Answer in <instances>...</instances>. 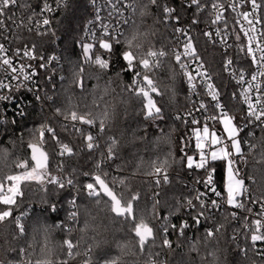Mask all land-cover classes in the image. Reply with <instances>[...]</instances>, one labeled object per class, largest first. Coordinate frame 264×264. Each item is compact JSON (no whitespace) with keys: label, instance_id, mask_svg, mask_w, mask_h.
Masks as SVG:
<instances>
[{"label":"trees","instance_id":"1","mask_svg":"<svg viewBox=\"0 0 264 264\" xmlns=\"http://www.w3.org/2000/svg\"><path fill=\"white\" fill-rule=\"evenodd\" d=\"M135 5L132 22L125 28L124 39L132 40L135 44L146 45V51L155 45L166 52L161 69L155 71L152 76L156 77L161 87L160 95H154L157 105L162 109L165 121L145 120L143 116V98L134 95L130 104L124 105V111L120 127L129 138L128 146L119 152H114L113 159H108L107 149L111 147V139L116 140L115 133L106 129L101 123L88 119L85 115H79L72 111L70 115L61 112L64 104L70 99L69 86L72 78L80 73L82 48L85 28L93 15L92 0H68L66 8L54 16V27L59 37L61 46V75L62 81L55 79V89L51 88L53 101H47L43 107L34 104L28 108L25 114L10 120L5 125H0V170H6L8 174L3 176L0 183H5V178L23 172L25 169L17 168L18 164L28 161V168L33 164L30 159L28 145L34 146L47 160L48 178L56 175L65 182V188L61 190L56 185H41L35 181H26L21 185L23 195L17 198V204L12 208L13 216L2 221H12L9 225V233L6 237H0V244L5 239L10 242L13 251L7 253L8 261H18L25 255L29 243L35 239L55 244L62 241L65 246L64 253L58 264H253L263 260L259 259L257 249L250 241L240 224L234 219L232 212L225 208L213 215L212 220L205 226L197 227L192 223L193 236L186 233L178 236L171 232L166 237L161 228L159 215L176 214L180 210V216L175 217L173 222L180 224L184 214L186 203L184 201L187 191L175 182L179 173L183 179L189 176L191 171L179 167L182 149L185 148V139L191 141L189 136L190 127L185 123L174 120L173 116L187 109L191 100L188 97L184 75L175 62L174 56L169 51L173 44V36L163 9L175 7L178 14L186 15V7L182 0H131ZM260 2V0H258ZM264 15V8L260 10ZM264 23V22H262ZM197 26L194 25V28ZM30 42H36L41 48L49 49L52 37L38 34H29ZM199 53L208 62L212 72H217L216 81L220 88L226 92L228 79L223 73V56L210 41L199 36ZM115 54L111 56V67L108 71L120 75L123 81L128 83L132 80L131 72L124 73L122 69L126 62L122 60L123 46L115 47ZM96 66V65H95ZM84 87L92 86V81L84 79ZM80 88L81 91L84 89ZM128 91V90H127ZM129 92V91H128ZM131 93V92H129ZM226 100L229 101L231 93L226 92ZM229 108L237 118L244 115V109L238 100L231 101ZM75 113V119L73 114ZM81 117L94 122L92 129L94 147L88 151L86 137L89 134V126L81 123ZM55 129V136L41 135L49 129ZM103 128V131H101ZM255 138L244 133L245 140L257 145L255 151H249L245 144L244 155L236 158L240 176L244 180L243 189L252 186L259 196L264 198V129H255ZM56 137H59L57 140ZM72 149L69 154L61 152L63 146ZM169 162L171 170L168 174L173 179L170 186L163 183L157 185L154 178L151 184H147L140 170L146 169L149 164H155L161 160ZM106 163H103L105 162ZM100 165V167H97ZM220 171L216 178L219 186L223 189L222 177L223 166L219 165ZM160 167H155L156 169ZM156 173V172H155ZM87 174V175H85ZM99 175L115 195L122 201L124 206L133 205L135 219L117 216L112 212L110 198L102 192L100 196L90 198L83 185L87 182L95 183L93 176ZM151 177V174H148ZM71 178L72 187L67 186V179ZM121 180L124 182L121 183ZM186 181V180H185ZM135 183L138 191L132 192L130 198L125 201L124 197L133 188ZM47 188L45 192L43 189ZM159 192V203L156 202L155 194ZM139 194V199L133 201V196ZM77 197L79 211V223L69 225L68 213L71 206L68 200ZM6 209L0 206V211ZM22 216L23 233L20 232L16 223V216ZM57 224H65L71 227V231L57 227ZM150 226L151 232H147L144 226ZM219 230L215 231L217 226ZM211 227L215 234L209 236L206 232ZM85 231L98 241L93 247L91 243L85 246V254L79 258H73V251L80 242L79 237ZM139 232V237L134 234ZM235 234V239L233 235ZM141 240L146 241L141 247ZM66 241H71L69 248ZM171 243L168 246L167 242ZM264 262V261H263ZM5 264H8L6 261Z\"/></svg>","mask_w":264,"mask_h":264},{"label":"snow or ice","instance_id":"2","mask_svg":"<svg viewBox=\"0 0 264 264\" xmlns=\"http://www.w3.org/2000/svg\"><path fill=\"white\" fill-rule=\"evenodd\" d=\"M95 6V16L93 23H91L87 29L86 37L88 42H81L82 59L80 73L84 72V65L91 63L98 66L103 71H108L111 67V56L115 54V47L117 45L123 46L121 53L122 60L125 63L122 71L126 74L131 72L132 80L127 85V90L135 96L143 98V116L145 120H158L160 123L165 121V116L162 109L157 105V101L154 99V95L159 96L160 90L156 86V81L152 79V75L155 71L159 70L163 66V59L166 57V52L161 48H156L155 45L150 47L147 51H142V45L135 44L132 40L124 39L125 33L122 30V25H127L128 18L124 17L122 10L123 0H103V3H98L97 0H92ZM245 2H250L251 10L240 12L238 9ZM157 0H153V5H156ZM57 7L66 8L68 6V0H56ZM19 6L18 0H0V29L5 32V19H12L11 16L5 17L7 11H11L13 7ZM190 7L195 6L196 13H201L205 9V4L202 0H190ZM24 7L29 8L30 5L25 4ZM107 8L106 17L102 15V9ZM231 8L232 13H235L238 19L236 24L240 27L235 34V41H241L242 37L240 33L247 39V45L240 43L237 45V55L234 58L230 53V49L233 48V44L228 43V37L230 32L228 30V23L224 19L223 13L225 5L223 3L212 2L211 10L214 14V19L211 20L212 25L223 24V30L220 27H216L215 35L211 31H204L203 35L208 38L209 41H214L217 38L219 43L223 46V68L237 85H246L241 87L239 91H233L231 93L229 101L222 99V93L214 83L213 76L205 69V65L201 56L198 54L196 47L193 43V37L184 28H174V32L180 33L183 39V51L179 52L174 50L175 62L179 64V67L183 70V75L187 79L188 88L191 92L196 93L198 84L202 85L205 89L206 95L211 98L209 103L200 101L196 112L199 116L194 114L192 110L187 111L183 116L177 114L175 119L185 123L190 127L189 136L192 138L189 141L185 139V148L182 149V155L179 159V167L186 171L199 170V172L193 177V183L189 184L178 173L175 177V182L182 188L186 189L187 194L182 203L188 205L184 209L186 214L192 223L199 227L201 223L211 219L217 212H221L224 208L229 209L234 219L239 222L242 214L244 213L245 203L243 197V191L238 192L236 196L231 199L229 197V183L230 181L243 185L244 181L240 178V171L237 160L233 159L242 158L244 155V146L247 145L249 151H255L257 145L252 144L249 140H245L244 133L247 128L255 127L264 129V15L260 14V10L264 8V0H240V3H232L228 5ZM127 8L135 12L132 4H127ZM42 12L51 13L54 11L53 7L47 2L44 3ZM166 18H171L174 15L175 10L169 7L163 9ZM35 16L36 13L33 11ZM113 17L116 18L113 22ZM179 16L176 15V19L179 20ZM199 16H194L192 24L199 23ZM15 23V21H13ZM44 26L50 25V20L44 18L42 20ZM246 25V26H245ZM17 27V25H16ZM33 29L29 28L31 32ZM35 31L38 35H55L54 32L49 33L46 29L41 31L39 24L35 27ZM180 40V37H177ZM136 49L134 51L133 49ZM36 45L33 43L31 47H25L23 56L27 57L30 61L39 59L38 65L24 64L13 65V59L6 55L7 49L3 44H0V89H10L13 85L8 82L10 77L11 81H17L15 84V90L18 91L21 88H26L28 91H34L35 86L28 87V82H32L37 75V69L44 70L46 73L49 70V66L53 63H59L61 58L55 55L48 57L39 56L35 52ZM15 55H20V49H16ZM182 57L185 59L182 60ZM245 58L251 59V64L255 66V71L251 73L250 79L246 80V73L243 67L235 68L234 64L236 60H244ZM199 62L196 70V75H192L189 71V63ZM61 67L59 71H62ZM239 73L238 76L236 73ZM199 77V81H197ZM64 77L61 75L59 80L62 81ZM48 82H51V76H48ZM80 88L84 87L83 76L81 75L79 85ZM11 93L8 95L0 94V101L12 100ZM35 99L41 102L43 106L44 101H53L54 97L48 95V91L45 90L42 93L37 92ZM234 100H239L246 106L245 114L242 117L243 124L236 122V116L232 113V109L229 108V103ZM75 119V113L73 114ZM81 123L89 126V134L86 137V143L88 151L91 152L94 147H99L92 143L94 136L92 135V129L95 127L94 122L86 120L81 117ZM14 122V120H12ZM102 124V123H101ZM103 131V128H101ZM41 135L55 136V129L50 128L47 133L41 132ZM249 137L255 138L256 132L249 131L247 133ZM264 136V133H261ZM58 140L59 137H56ZM112 145H115L116 140L110 138ZM67 148V146H64ZM28 150L30 159L33 164L32 169H28V161H24L17 165V168L25 169V171L9 175L5 178V183H0V206L4 207L5 211H0V221L5 218L13 216L12 208L17 204V198L23 195L21 185L26 181H35L41 185L53 184L63 190L65 188V182L61 177L52 176L48 177L47 164H41V154L34 149V146L29 144ZM63 151V150H62ZM69 153L72 149L67 148ZM108 159L111 160L114 157L112 147L107 149ZM103 163H106L103 162ZM164 161L159 169H156L157 179L154 181L157 185L161 184V174L164 185L170 186L173 183V179L168 174L167 169L164 168ZM219 165L223 166L224 176L222 177L223 191L217 184L216 175L220 171ZM100 167V165H97ZM87 175V174H85ZM95 183L87 182L83 185L86 194L90 198L98 197L101 191L108 196L112 202V212L117 216H126L131 219H135L133 205L130 203L128 206H124L122 201L115 195V193L109 188L103 179L99 175L92 177ZM124 181L121 180V183ZM74 181L71 178L67 179V186L72 187ZM45 192L47 188L43 189ZM159 192L155 194L156 202L159 203ZM77 197L68 200V204L71 206V210L68 213L69 225L79 223V211L77 207ZM139 199V194L133 196V201ZM227 202L225 203V201ZM259 206V211L256 212L255 217L249 215L247 217L249 222L254 221V228L257 235L251 237V242L257 245V242H264V200L255 202ZM254 211V209H253ZM208 213L206 217L204 214ZM160 214L159 220L163 234L169 237L171 232H175L178 236H183L186 231L191 227L188 219L182 220L177 225L173 222L175 217H178L180 210L176 209V214ZM17 227L20 232L23 233V224L20 216H16ZM65 224H57V227L64 228L65 231H71V227ZM145 231L151 232V227L145 225ZM219 230V226L215 231ZM251 229H247L250 231ZM213 229H207L206 232L209 236L215 234ZM139 237V232H135ZM235 239V234L232 237ZM146 241L141 240V247ZM69 248L72 247L71 241H66ZM168 246H171L170 241ZM258 254L264 257V248L257 247Z\"/></svg>","mask_w":264,"mask_h":264},{"label":"built area","instance_id":"3","mask_svg":"<svg viewBox=\"0 0 264 264\" xmlns=\"http://www.w3.org/2000/svg\"><path fill=\"white\" fill-rule=\"evenodd\" d=\"M47 2L48 4H50L54 11L51 13L48 12H42L41 9L44 6V3ZM98 3H103V0H97ZM184 6L186 7V15L181 16L180 14H178L177 9L174 7H169L175 10L173 17L171 18H166L167 22L170 25L171 28V32H172V36H173V44L170 46L169 51L171 52V54L173 56H175L174 54V50L182 52L183 51V39L184 37L181 36L180 33H176L174 32V28H184L185 30L188 31V33L190 35H192L193 37V43L194 46L197 49L198 54L201 56V59L204 62L205 65V69L211 73V75L213 76V80L215 85L217 86V88L221 91L222 93V99L226 100V92H230L232 93L233 91H239V89L241 87H244L246 85H237L236 82L232 79V77L229 75L228 72H226L222 66L223 69V73L224 75L227 77L228 82H227V86H226V92H224L221 88H220V83L218 82V80L216 81V77L217 72H212L210 69V66L208 65V62L204 59V57L199 53V49L197 47L198 45V40L197 37L201 36L203 38H205L206 40H208L207 37H205L203 35L204 31H211L213 33V36L215 35V29L216 27H220L222 30L224 28V25L221 24H217V25H212L211 24V20L214 19V14L212 13L211 10V3L212 2H217V3H223L225 5V10L223 13L224 19L227 21L228 23V30L230 32V35L228 37V43L233 44V48L230 49V53L232 54V56L235 58L237 55V45L240 43H243L246 47L247 45V39L246 37L243 36V33H240L242 39L241 41L237 42L235 41V34L238 31L240 25L236 24V19H238V17L236 16L235 13H232L231 8L228 7V5L232 4V3H240V0H202V2L205 4V9L203 12L201 13H196V8L195 6H189L190 5V0H182ZM132 4L134 9H135V5L131 2V0H123L122 2V10H123V15L124 17L128 18V22L127 25H122L121 28L122 30L125 31V28L127 26H129L132 22V15L133 12L131 9L127 8V4ZM18 4L19 6L17 7H13L11 9V11H7L5 13V17L11 16L12 19H5V27L7 28V31L5 32L3 29H0V44H3L5 46V48L7 49L6 55H8L9 57H11L13 59V65H19L21 63L24 64H33V65H38L40 63L39 59L35 60V61H30L27 57L23 56V51L25 47H31V45L34 42H30V36L29 34H35V27L37 26V24H39V26L41 27V31H44L45 29L49 32L52 33L54 32L55 35H43V36H47V37H52V44L54 45V47H51L49 49H43L41 48L36 42L34 43L36 45V54L39 56H44V57H48L50 55H55L58 58H61V46L59 45V37L60 35L57 34V31L54 27L55 23H54V16H56L57 13H59L61 11V7H57L56 5V0H18ZM25 4L30 5L29 8L24 7ZM92 6H93V15L90 18V20L88 21V24L85 28V32H84V36H83V40L84 42H88L87 37H86V33H87V29L88 27H90L89 25L91 23H93V18L95 16V6L92 2ZM240 12L243 11H250L251 10V4L250 2H245L241 7H239L238 9ZM35 12L36 15L34 16L32 14V12ZM107 14V8L104 7L102 9V15H104L106 17ZM176 15H178L180 18L179 20L176 19ZM198 15L199 16V23L196 24V28H194V25L192 24V20L194 18V16ZM44 18H48L50 20V25L49 26H44L42 24V20ZM116 18L113 17V22H115ZM13 21H15V23H13ZM17 25V27H16ZM246 26V25H245ZM29 28H32L33 30L31 32L28 31ZM37 34V33H36ZM180 37V40H177V37ZM209 41V40H208ZM210 43H212L216 49H218V51L220 52V55L223 56V46L219 43V39L217 38L214 41H210ZM20 49V55L17 56L15 55L16 49ZM185 59L184 57H182V60ZM198 63L199 62H192L189 63V71L191 72L192 75H196V70L198 67ZM235 68H241L243 67L246 73V80L250 79L251 77V73L253 71H255V66L251 64V59L250 58H245L244 60H236L235 64H234ZM61 68V59L59 61V63H53L49 66V70L46 73L44 70H40L37 69V75L34 77L32 82H28V87H32L33 85L35 86V90L34 91H28L26 88H21L18 91L15 90V84L17 83V81H11L10 77L8 78V82H10L13 87L10 89H0V94H4V95H8L9 93H11V95L13 96L12 100L9 101H0V125H5L7 122H9L10 120H15L16 118L20 117L21 115L25 114L26 110L30 107H32L34 104H38L41 106V102L35 99L36 93L40 92L42 93L43 91L47 90L48 91V95L52 96L51 93V88L55 89L56 85H55V79H59V77L61 76V72L59 71V69ZM181 69V68H180ZM182 73L183 70L181 69ZM238 76V72L236 73ZM48 76H51V82H48ZM185 78V77H184ZM264 79V78H262ZM197 81H199V77H197ZM185 84L187 87V92H188V97L191 100V104L190 106L181 111L180 113H178L179 115L183 116L187 111L192 110L194 114L199 116V113L196 112V109L199 106V103L201 100H203L205 103H209L211 98L209 96L206 95L205 89L202 85L198 84L197 89H196V93L191 92V90L188 88V83H187V79L185 78ZM53 97V96H52ZM47 101H44L43 106L45 105ZM238 102H240L238 100ZM240 104L242 105L243 109H244V114L246 111V106L243 105L241 102ZM41 106V107H43ZM177 114H175L173 116V119H175V116ZM242 124H243V120H242ZM255 129H261V128H255V127H249L245 130V132H249V131H253ZM69 148V147H67ZM67 148H65L64 146L61 149V152L69 154V152L67 151ZM63 150V151H62ZM199 172V170H193L190 172L189 176H187L185 178V180L189 183L192 184L193 181V177ZM162 177V174H161ZM154 179H157V173L154 177ZM217 180V178H216ZM217 184L218 180H217ZM220 187V186H219ZM220 189L223 191V189L220 187ZM246 191H243V197H244V203H245V208H244V213L242 214L241 220L237 223H239L241 226L240 228L249 235L250 241H251V237L253 235H257L255 228H254V221L249 222L247 217L249 215L255 217L257 215L256 212L259 211V206L255 204V202L257 201H261L264 200V198H262V196H259L257 191L255 189H252V186H247ZM226 203V201H225ZM188 205L186 204L187 208ZM225 209V208H224ZM223 209V210H224ZM254 209V211H253ZM222 210V211H223ZM206 217L208 216V213L206 212L204 214ZM264 215V214H261ZM19 216V215H18ZM23 215L20 214V217L22 218ZM184 219H188L189 220V224L191 225V227L186 231V233L189 235V237L193 236V230H192V221L190 220V218L185 215L182 220ZM181 220V222H182ZM211 219H208L206 222L201 223V225H207ZM180 222V223H181ZM179 225V224H178ZM220 226V225H218ZM262 227H264V225H262ZM207 229H212L211 227H208ZM247 229H251L250 231H247ZM185 233V234H186ZM168 244V242H167ZM257 249L258 248H264V242H257V245H254ZM258 254V251H257ZM259 256V259H263L257 262H254L253 264H264V257Z\"/></svg>","mask_w":264,"mask_h":264},{"label":"clouds","instance_id":"4","mask_svg":"<svg viewBox=\"0 0 264 264\" xmlns=\"http://www.w3.org/2000/svg\"><path fill=\"white\" fill-rule=\"evenodd\" d=\"M149 4L151 0H148ZM142 45V51H146V45ZM136 51L135 47L133 49ZM86 81H92V86L85 85L81 91L79 88L80 74L77 73L71 80L69 86L70 99L64 104L61 109L62 114L70 115L72 111H76L78 116L85 115L88 119L94 120L97 123H102L106 129L115 133L116 143L111 145L114 152L121 151L124 147L128 146L129 138L125 131L120 127L122 120L124 105L130 104L134 99V95L127 91V82L123 81L118 74L105 72L98 66L91 65L85 67L83 74ZM152 79L156 81L153 75ZM157 87L161 85L156 82ZM163 158L157 161L154 165L149 164L146 169H141L140 173L144 176L147 184H151V178H154L156 173L155 167H161ZM264 162V161H262ZM171 159L164 164V168L171 170ZM8 174L6 170H0V180L3 176ZM148 174H151L149 177ZM135 183L133 188L124 197L125 201L130 198L134 191H138ZM12 221H0V237H6L9 233V225ZM80 242L76 249L73 251V258H79L85 254V246L89 243L93 247L98 245V241L92 239L88 232L85 231L79 237ZM65 246L62 241L56 242L54 245L41 240L39 243L33 239L28 248L25 250V255L18 261H8L7 253L13 251L10 242L5 239L4 244H0V264H58L59 259L64 253ZM81 264L83 262L81 261Z\"/></svg>","mask_w":264,"mask_h":264},{"label":"rangeland","instance_id":"5","mask_svg":"<svg viewBox=\"0 0 264 264\" xmlns=\"http://www.w3.org/2000/svg\"><path fill=\"white\" fill-rule=\"evenodd\" d=\"M236 122H238V123H240V124H242V121H241V118H237L236 117ZM233 159H235L236 160V157H234ZM33 167H31V169H32ZM29 169V168H28ZM30 170V169H29ZM25 171V170H24ZM49 174V173H48ZM54 176H56V175H54ZM48 178V177H47ZM240 178L243 180V178L240 176ZM244 181V180H243ZM243 186H244V184L243 185H238L237 183H235V182H232V181H230V183H229V197H228V199H231V198H233L234 196H236L237 194H238V192H240L241 190H243ZM226 202H227V200H226Z\"/></svg>","mask_w":264,"mask_h":264},{"label":"water","instance_id":"6","mask_svg":"<svg viewBox=\"0 0 264 264\" xmlns=\"http://www.w3.org/2000/svg\"><path fill=\"white\" fill-rule=\"evenodd\" d=\"M40 154H41V164L43 165V164H46L47 163V160H45L44 159V156H43V154L41 153V152H39ZM102 179V178H101ZM102 193H103V191H101ZM104 194V193H103ZM105 195V194H104ZM201 225H199V227H200Z\"/></svg>","mask_w":264,"mask_h":264}]
</instances>
